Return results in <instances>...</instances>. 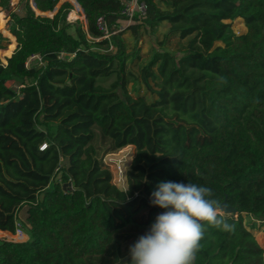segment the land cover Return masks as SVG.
Returning <instances> with one entry per match:
<instances>
[{"label": "trees", "instance_id": "trees-1", "mask_svg": "<svg viewBox=\"0 0 264 264\" xmlns=\"http://www.w3.org/2000/svg\"><path fill=\"white\" fill-rule=\"evenodd\" d=\"M75 1L93 38L99 17L111 29L124 18L122 0ZM144 1L145 25L166 22L168 35L188 39L182 55L156 52L136 75L124 31L93 42L115 41L110 53L90 49L79 28L66 32V0H32L7 19L16 44L0 60V235L13 233L26 204L28 239H0V264H126L162 211L149 205L162 181L208 187L236 208L221 214L228 230L201 222L193 264H264L244 223V215L264 222V0ZM237 18L241 33L231 28ZM7 40L0 32V51ZM33 55L40 63L27 66ZM97 138L106 152L133 146L125 189L112 182Z\"/></svg>", "mask_w": 264, "mask_h": 264}, {"label": "rangeland", "instance_id": "rangeland-1", "mask_svg": "<svg viewBox=\"0 0 264 264\" xmlns=\"http://www.w3.org/2000/svg\"><path fill=\"white\" fill-rule=\"evenodd\" d=\"M11 6L8 10H2L0 8V24L4 28L0 30L1 33L8 37L6 41V49L0 51V60L5 62V57L10 55L12 48L15 47V40L10 36L5 28V23L9 18L11 13L23 14L25 12L24 6L26 2L32 5V0H10ZM71 4V8L66 12L63 26L67 33L75 36V30L77 28L81 29L87 38V46L90 49L98 50L100 52H114L116 50L115 41L106 45H101L97 47L93 42L98 41L99 38H93L88 34L87 24L83 16V12L75 0H66ZM128 0H123L125 2ZM37 13V10L35 11ZM74 12L76 16L69 15ZM47 16H52L51 12L43 13ZM132 18L131 21L127 20L125 22L119 21L117 28L112 29L115 33L117 31H124L122 37L126 43V51L130 53V60H128L127 69H129L135 75L140 66L145 65L156 52L167 51L173 54L175 57L182 55L186 52V42L188 38L180 39L177 36H170L167 34V23L159 22L153 27H149L143 23L141 17ZM228 22V20L226 21ZM136 26L135 29L130 26ZM231 28L235 33H241L245 31V26L241 18H237L231 21ZM10 53H6L7 51ZM67 54H62L61 57H66ZM27 66L35 65L40 63V57L38 55H33L27 59ZM6 86L14 90H18L19 82L17 80H9L6 82ZM138 88L140 93H144V87L141 83H131L129 88ZM97 145L98 154L101 157L103 163L109 168L112 175V182L121 189L126 188L125 174L128 166L133 157L134 148L131 145L125 146L115 152H106L108 143L101 141L98 138L95 141ZM59 172L52 178L53 181H57ZM63 189H69L70 186L67 183L62 184ZM28 205H22L15 210L16 215L22 221L26 215V210ZM245 225L254 234L258 242L263 246V259H264V222L255 220L250 216L244 215ZM24 223V222H23ZM2 236V235H0Z\"/></svg>", "mask_w": 264, "mask_h": 264}, {"label": "clouds", "instance_id": "clouds-1", "mask_svg": "<svg viewBox=\"0 0 264 264\" xmlns=\"http://www.w3.org/2000/svg\"><path fill=\"white\" fill-rule=\"evenodd\" d=\"M211 189L195 183L162 181L149 205L161 209L148 229L129 246L126 264H193L204 225L230 229Z\"/></svg>", "mask_w": 264, "mask_h": 264}, {"label": "built area", "instance_id": "built-area-1", "mask_svg": "<svg viewBox=\"0 0 264 264\" xmlns=\"http://www.w3.org/2000/svg\"><path fill=\"white\" fill-rule=\"evenodd\" d=\"M123 1V0H122ZM123 8L121 10L122 15L124 16L123 19L119 21H131L134 15L138 17H145L147 11V5L144 0H128L122 2ZM96 26L98 31L100 32L99 39H109L115 32L109 27L106 20L103 17H99L96 21ZM64 54L63 52L60 53V56ZM27 65V63H26ZM44 143L41 145L40 148L44 147ZM24 222V223H23ZM27 224L22 221L20 218L17 217L14 223V231L11 234H3L0 236V239H5L8 241L14 242H23L28 239V235L25 231Z\"/></svg>", "mask_w": 264, "mask_h": 264}, {"label": "water", "instance_id": "water-1", "mask_svg": "<svg viewBox=\"0 0 264 264\" xmlns=\"http://www.w3.org/2000/svg\"><path fill=\"white\" fill-rule=\"evenodd\" d=\"M54 11H55V10H54ZM54 11H52L51 14H53ZM37 14L44 15L43 13H39L38 11H37ZM13 49H14V48H12V50H13ZM11 52H12V51H11ZM10 54H11V53H10ZM8 56H9V55H8ZM67 185L70 186V183H67ZM219 205H220V211H221V214H222V215H230V214H234V215L236 216V213H237L236 208H234L233 206H231L230 204H228V203L226 202L225 199H223V200L219 203Z\"/></svg>", "mask_w": 264, "mask_h": 264}, {"label": "crops", "instance_id": "crops-1", "mask_svg": "<svg viewBox=\"0 0 264 264\" xmlns=\"http://www.w3.org/2000/svg\"><path fill=\"white\" fill-rule=\"evenodd\" d=\"M24 219H25V217H24Z\"/></svg>", "mask_w": 264, "mask_h": 264}]
</instances>
